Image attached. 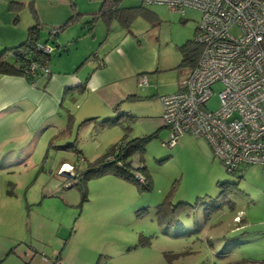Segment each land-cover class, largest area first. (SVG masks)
<instances>
[{
	"label": "rangeland",
	"instance_id": "374dc122",
	"mask_svg": "<svg viewBox=\"0 0 264 264\" xmlns=\"http://www.w3.org/2000/svg\"><path fill=\"white\" fill-rule=\"evenodd\" d=\"M142 2L123 0L122 4ZM158 9L165 20L161 26L162 53L173 54L181 60L177 47L172 42L166 44L170 38L194 39L201 14L198 10L186 9L182 17L170 13L165 6ZM181 19L187 22H179ZM132 27L145 30L149 26L138 19ZM102 28L105 36L107 30ZM69 36L74 35L69 32ZM69 41L61 50L53 45V65L59 59V51L64 57L75 52L77 43L72 37ZM189 70L181 69L185 75ZM221 88L219 84L213 88L214 94L208 102L212 110L219 107ZM129 103L137 107L139 118L125 117L118 124L113 123V118L112 123L103 125L76 122V111L81 103L69 98L59 104L52 125L39 131L33 141L20 137L25 135V124L33 117L30 110L35 106L3 119L0 153L7 150L2 147L6 144L1 139L4 135H9V141L16 144L15 151L10 152L17 153L15 158H10L14 166L5 169L7 186L14 189L17 199L31 204L23 208L22 238L26 241L19 243L18 252L25 249L29 256L23 263L41 259L40 255L51 254L49 252L55 254L53 257L58 256L69 244V248L80 250L85 264L90 262L95 250L96 259L101 258L99 264H233L241 261L264 264L262 167L249 165L242 168V177L240 173L233 175L226 171L204 139L190 134L179 138L174 148L164 147L162 142L169 140V131L163 127L162 118L156 122L143 115L159 108L155 104L148 109L142 103ZM154 133L156 136L145 144L140 154L151 182L147 190L113 174L89 178L86 197L84 190L75 186L90 170V164L102 157L110 146L124 138L132 140ZM23 141L32 142H25L27 147L16 149L17 143ZM26 152H30L29 155ZM132 160H139L138 154ZM64 161L72 167L60 168ZM225 183L227 187L221 185ZM57 188L63 196L54 195ZM45 194L54 196L44 199ZM98 209L104 210V216L96 220ZM4 228L3 232H10V226ZM28 244L40 254L27 248ZM14 259L10 256L1 264L22 263V259Z\"/></svg>",
	"mask_w": 264,
	"mask_h": 264
},
{
	"label": "crops",
	"instance_id": "0c3cea01",
	"mask_svg": "<svg viewBox=\"0 0 264 264\" xmlns=\"http://www.w3.org/2000/svg\"><path fill=\"white\" fill-rule=\"evenodd\" d=\"M122 1L119 3V8H132L143 4L142 2L126 4V6L122 4ZM12 2H22L26 6L19 12H13L10 9ZM103 2L104 0H0V53L5 49L17 47L27 40L29 29L35 24L30 3L34 5L42 28L38 44L50 46L53 52L54 46L59 50L63 49L70 43L71 37L72 41L77 43L72 55L64 57L59 51V59L55 65L52 64L53 55H51L49 64L52 75L49 79L40 76L30 83L21 75L0 74V125L4 123V118H9L15 113L20 114L23 109L35 106L30 110L33 117L25 124V135L20 137L33 141L37 139L39 131L52 125V117L58 113L59 104L65 103L69 98H76L81 103L75 115L76 122L79 123L86 121V123L102 124L105 120L115 118L114 120L119 119L115 123L118 124L125 117L139 118L137 107L130 105L129 102L142 103L145 107L148 106V109H151V104H155L159 110L154 113L150 110L146 112L147 115H143L156 122L158 119L161 120L163 114L161 97L176 93L180 89V81L188 75H185L179 67L182 60L179 47L190 39L180 37L173 40L170 38L166 44L169 45L172 42L177 47L181 60L173 54L163 55L164 43L161 39V26L165 20L158 8L165 5L147 7L160 18L159 24L151 22V19L142 15H137L128 26H125L119 18L109 21L97 19L93 25H90L92 15L100 12ZM165 7L170 13H175L171 12L167 6ZM77 14L78 19L63 33L51 37L50 30L53 27L64 24ZM185 15L184 13L181 16ZM138 19L146 22L148 28L153 30L133 28V24ZM181 21L187 22L185 19L179 22ZM99 24L106 28L105 36L102 35L104 29ZM69 32H72L74 36L68 37ZM88 64L90 67L86 68ZM141 76L146 77L148 81L146 86L139 85ZM105 125L109 124L105 123ZM0 130H2L1 127ZM184 136L187 134L180 138ZM1 139L6 143L2 146L3 149L7 150L1 152L3 158L0 160V221H2L0 222V264L7 261L10 256L22 259L21 264H27L23 263L25 258H29L27 251L24 249L18 252V248L26 241L22 238L23 208L31 204L17 199L14 189L7 186L5 169L14 166L10 158H15L17 153L12 154L10 151H15L16 144L9 141V135H4ZM25 142L19 143L20 145L17 143L19 147L16 149L27 147ZM29 153L26 152L27 155ZM64 165L72 167L64 161L60 168ZM73 170L75 171L76 168L74 167ZM72 187L73 185L70 186ZM55 191L54 195L63 196L64 194L58 188ZM53 196L45 194L43 198H53ZM24 198L27 200L26 196ZM98 211V215L95 214L94 217L96 220L104 216L103 209H98ZM7 225L10 226V232L5 233L3 232L6 231L4 227ZM12 230H15V233L11 232ZM70 240L71 238H69V243ZM68 245L58 254L62 263L85 264L86 260L79 255L80 250L76 247L69 248ZM27 248L34 250L30 244ZM34 251L40 254L38 250ZM96 251L91 255V260L87 264H94L95 261L96 264L101 263L99 256L96 259ZM49 253L51 254L45 255L52 257L55 255L53 252ZM39 257L41 259H30L29 264L47 263L42 259V255ZM13 264L18 263L15 261Z\"/></svg>",
	"mask_w": 264,
	"mask_h": 264
},
{
	"label": "built area",
	"instance_id": "2783aa9c",
	"mask_svg": "<svg viewBox=\"0 0 264 264\" xmlns=\"http://www.w3.org/2000/svg\"><path fill=\"white\" fill-rule=\"evenodd\" d=\"M146 6L165 5L184 15L186 9L201 14L196 42L202 46L197 65L180 81V89L161 97L163 127L169 140L162 146L174 148L179 138L190 134L204 139L229 172L260 165L264 173V0H143ZM51 34L59 32L53 27ZM50 54V46L38 45ZM30 71L49 79V62L34 63ZM146 77L139 85L146 86ZM219 107H208L215 85ZM133 167H142L139 160ZM71 168V167H68ZM139 182L145 179L135 173ZM42 259L63 264L61 258Z\"/></svg>",
	"mask_w": 264,
	"mask_h": 264
},
{
	"label": "trees",
	"instance_id": "16d2710c",
	"mask_svg": "<svg viewBox=\"0 0 264 264\" xmlns=\"http://www.w3.org/2000/svg\"><path fill=\"white\" fill-rule=\"evenodd\" d=\"M120 1L121 0H104L100 12L92 15V19L89 24L93 25L97 19L109 21L113 18H119L125 26H128L137 15H142L151 19V22L157 24L160 23V18L157 14L148 10L147 7L149 6H146L144 3L138 7L119 8ZM25 6L26 4L22 2H12L10 9L13 12H19ZM29 6L35 19V24L29 29L28 38L23 44L11 49H5L0 53V74L21 75L32 83L37 77L32 75L30 71L31 66L34 63L43 64L47 61L50 62L51 53H43L38 47L39 35L42 29L41 23L38 20V15L33 3H30ZM78 16V14L73 15L67 22L57 26L59 32L56 35L65 31L78 19ZM197 33L198 29L194 39L187 41L179 47L182 57L181 64L179 66L180 68L186 67L190 69L189 71H191L197 65L201 57L202 46L196 42ZM56 35L51 34V37ZM38 77H40V75H38ZM128 118L133 119L134 117L129 116ZM118 120H114V122L112 120H105L102 124H110L112 122L116 123ZM154 136H156V134L132 140H126L124 138L120 142L112 145L102 157L90 164V170L81 176L82 179L80 178L79 182L76 183L75 186H80V188L84 190V197H86V192H88L86 182L89 178L104 174H113L125 180L137 183L141 190H147L149 186H151V182L148 174L146 173L145 165L143 163L144 160L140 154L144 151L145 144ZM136 154H138L139 162L142 165L138 171L134 169V160H132V157ZM136 172H140L143 175L145 179L144 183L139 182L136 178ZM229 173L233 175L236 174L235 172ZM240 175L242 177V174ZM221 185L227 187L226 183ZM233 264L247 263L245 261H241Z\"/></svg>",
	"mask_w": 264,
	"mask_h": 264
}]
</instances>
